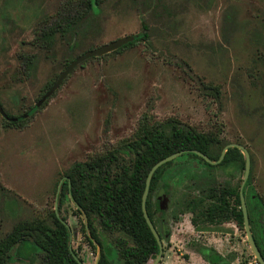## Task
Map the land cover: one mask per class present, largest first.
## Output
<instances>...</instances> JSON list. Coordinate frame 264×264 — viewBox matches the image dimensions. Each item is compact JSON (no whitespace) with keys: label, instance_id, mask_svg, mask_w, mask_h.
<instances>
[{"label":"rangeland","instance_id":"obj_1","mask_svg":"<svg viewBox=\"0 0 264 264\" xmlns=\"http://www.w3.org/2000/svg\"><path fill=\"white\" fill-rule=\"evenodd\" d=\"M98 1L94 21H83L45 52L35 42L40 28L78 0H0V105L9 118L0 114V239L24 220H48L60 182L76 164L115 154L170 124L212 136L214 156L228 144L247 148L251 189L264 202V0ZM143 23L147 41L87 60L28 115L77 57L139 34ZM24 57L34 58L30 73ZM206 170L187 156L164 170L153 198L159 231L170 234L162 239L160 264H186L192 254L195 264H203L199 258L210 264L202 248L232 264H259L235 222L196 229L190 214L181 215L183 200L241 187L245 175ZM77 210L66 199L59 214L72 230L73 250L84 264H96L97 246L94 254L83 236L88 217ZM95 224L109 259L123 264L112 245L123 234L109 236ZM38 253L32 250L33 261L14 253L13 264H42Z\"/></svg>","mask_w":264,"mask_h":264},{"label":"trees","instance_id":"obj_2","mask_svg":"<svg viewBox=\"0 0 264 264\" xmlns=\"http://www.w3.org/2000/svg\"><path fill=\"white\" fill-rule=\"evenodd\" d=\"M99 11L98 0L68 2L55 18L54 24L40 28L35 39L37 48L52 52L56 39L72 35L83 21H94ZM135 37L136 39L126 46L148 40V26L145 23L142 24V31ZM33 61V57L23 58L25 71L28 73L33 69L35 64ZM215 89V95L219 98L220 91ZM37 109L34 107L28 115L34 114ZM4 118L9 120L8 116ZM22 119V117L16 118L13 123ZM215 141L212 136L196 133L178 124L145 132L132 144L122 148V151L91 163L76 164L61 187L58 213L62 210L65 200L69 199L76 205L79 215L83 212L87 215L88 230L84 227L83 236L94 254H96L95 245L101 248L98 264L116 263L108 257L95 220L99 221L104 234L109 236H114L117 232L123 234L122 237L112 238V245L117 249L123 264H151L159 254V246L142 212V197L151 168L174 153L191 150L200 151L210 160L217 162L224 148L214 156ZM126 155L128 158L125 157ZM182 156L203 163L209 173L216 169L230 172L237 169L245 170V157L239 149H230L224 160L216 166L208 164L193 153H185ZM172 164L173 161L157 170L152 178L146 203L148 215L162 239L165 236L170 237V234L168 232L163 235L159 231L153 198L162 181L165 180L164 170ZM240 188L230 186L214 189L209 195L185 199L181 203L180 213L190 214L191 224L196 229L200 226H221L230 221L244 229ZM243 194L249 226L264 258V202L251 189V178L248 179ZM174 219L176 222L179 221L177 216ZM62 221L66 222V219L60 214L58 217L54 211L48 220L29 219L18 223L11 233L0 239V264H13L14 253L18 260L33 261L35 258L32 255L33 249L39 251L42 264H84L78 252L70 248L73 233ZM198 251L210 264H232L234 261L233 258L222 257L209 248Z\"/></svg>","mask_w":264,"mask_h":264},{"label":"water","instance_id":"obj_3","mask_svg":"<svg viewBox=\"0 0 264 264\" xmlns=\"http://www.w3.org/2000/svg\"><path fill=\"white\" fill-rule=\"evenodd\" d=\"M136 39L135 36H128V37H124L121 38L115 42H112L106 46H103L99 49L93 50V51H89L86 52L82 55H80L79 57H77L69 66L68 68L59 76L58 80L56 81V83L52 86V88L43 96V98L38 102V104L36 105L37 108L41 107L43 104H45L57 91L58 89L62 86V84L64 83V81L67 79V77L77 68L79 67L81 64H83L84 62H86L87 60L93 59V58H101L105 55H108L112 52H115L121 48H123L124 46H126L127 44L133 42ZM0 114L3 117H6L5 112L3 110V108L0 105ZM230 149H239L240 151L243 152L244 156H245V175H244V180L243 183L241 185L240 188V198H241V205H242V212H243V216H244V230L246 233V237H247V241L248 244L257 260V262L259 264H264V258L253 238L250 226H249V220H248V214H247V207H246V202H245V198H244V187L248 181V179L250 178V171H251V158H250V153L247 150V148H245L244 146L240 145V144H228L227 146L224 147L222 153H221V157L219 159V161L214 162L212 160H210L205 154H203L200 151L197 150H191V151H181V152H177L174 153L166 158H164L163 160L159 161L158 163H156L150 170L148 176H147V180H146V185H145V190H144V194L142 197V212L144 215V218L146 220V223L148 225V227L150 228L154 238L157 241V244L159 246V254L156 258V260L152 263V264H160V261L163 258V254H164V247H163V241L162 238L158 232V230L155 228L154 224L152 223L148 212H147V208H146V203H147V199L149 196V191H150V186H151V182H152V178L155 175V173L157 172V170L162 167L165 164H168L172 161H174L176 158L184 155L185 153H193L197 156H199L200 158H202L205 162H207L210 165L216 166L218 164H220L227 152ZM65 182V179H62L59 185V189L57 192V198H56V205H55V212L56 215L59 217V213H58V200H59V195L61 192V187L63 185V183ZM85 218L87 220V217L85 215ZM66 227L68 228V230L72 233V230L70 228V226L62 221ZM87 228H88V224H87ZM97 246V262L100 258V254H101V248ZM70 248L72 249V246H70ZM96 262V264H97ZM83 264V263H80Z\"/></svg>","mask_w":264,"mask_h":264},{"label":"crops","instance_id":"obj_4","mask_svg":"<svg viewBox=\"0 0 264 264\" xmlns=\"http://www.w3.org/2000/svg\"><path fill=\"white\" fill-rule=\"evenodd\" d=\"M189 255V254H188ZM193 256H190V258L192 257V261H190V259L188 258V261L186 260V261H184V263H186V264H189V263H191V264H195L194 262H197L198 260V258H195V257H197V256H195L196 254H192ZM200 259V261H202L203 262V264H205L206 262H204V260H202V258H199ZM198 264V263H197Z\"/></svg>","mask_w":264,"mask_h":264}]
</instances>
